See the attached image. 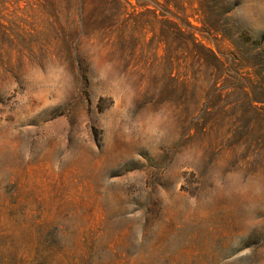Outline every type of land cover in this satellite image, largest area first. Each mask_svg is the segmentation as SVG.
Returning <instances> with one entry per match:
<instances>
[{"label": "rangeland", "instance_id": "rangeland-1", "mask_svg": "<svg viewBox=\"0 0 264 264\" xmlns=\"http://www.w3.org/2000/svg\"><path fill=\"white\" fill-rule=\"evenodd\" d=\"M0 264H264V0H0Z\"/></svg>", "mask_w": 264, "mask_h": 264}, {"label": "trees", "instance_id": "trees-1", "mask_svg": "<svg viewBox=\"0 0 264 264\" xmlns=\"http://www.w3.org/2000/svg\"><path fill=\"white\" fill-rule=\"evenodd\" d=\"M207 51H208L210 54H212V55H213V53H212V51H211V50L207 49ZM213 56H214V55H213Z\"/></svg>", "mask_w": 264, "mask_h": 264}]
</instances>
